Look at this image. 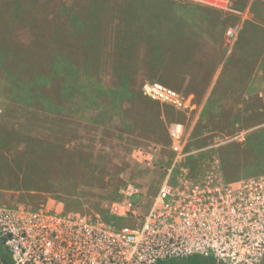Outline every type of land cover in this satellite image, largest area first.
I'll return each mask as SVG.
<instances>
[{
	"label": "rangeland",
	"instance_id": "1",
	"mask_svg": "<svg viewBox=\"0 0 264 264\" xmlns=\"http://www.w3.org/2000/svg\"><path fill=\"white\" fill-rule=\"evenodd\" d=\"M12 12L21 18L0 11V206L112 220V192L134 183L143 215L174 163L175 124L184 128L182 169L227 180L264 175V0H235L230 11L183 0H20ZM218 19L225 38L239 28L222 52L229 96L185 111L145 96L147 82L179 91L184 73L196 86L214 54L188 50L183 39L215 35ZM154 53L165 66L150 67ZM57 58L69 64L65 80L51 72ZM136 150L152 161H139Z\"/></svg>",
	"mask_w": 264,
	"mask_h": 264
},
{
	"label": "built area",
	"instance_id": "2",
	"mask_svg": "<svg viewBox=\"0 0 264 264\" xmlns=\"http://www.w3.org/2000/svg\"><path fill=\"white\" fill-rule=\"evenodd\" d=\"M183 1L230 11L235 0ZM238 31L226 32L230 48ZM143 92L178 110L193 108L191 95L160 82H147ZM169 134L175 160L143 215L138 213L143 193L134 183L120 189L110 221L58 209L0 206V243L12 264H159L191 257L263 264L264 175L237 180L215 170L193 175L181 167L183 125H172ZM134 155L148 164L153 159L146 150ZM129 219L135 224H117Z\"/></svg>",
	"mask_w": 264,
	"mask_h": 264
},
{
	"label": "crops",
	"instance_id": "3",
	"mask_svg": "<svg viewBox=\"0 0 264 264\" xmlns=\"http://www.w3.org/2000/svg\"><path fill=\"white\" fill-rule=\"evenodd\" d=\"M218 20L217 22H211L216 32L215 35L208 36L207 33H205V35L201 37L197 36L196 38H191V36H187L185 40L183 39L188 50H195L201 55L207 53V51L214 54V61L202 65L203 69L198 81H195V87H191L192 82L190 78L192 79V76L186 73L181 78L180 85L178 86L179 91L191 95L195 99L193 106L194 110H203L209 106L208 104L212 99H224L226 96H229L230 93V89L223 90L222 88V85L231 83V81L223 80L226 78H224L222 74L225 67V60L222 58V52L226 50V38L223 22L222 20ZM204 29H206V26H204ZM218 30L221 32V35H219ZM209 68L211 69L210 71L208 70Z\"/></svg>",
	"mask_w": 264,
	"mask_h": 264
},
{
	"label": "trees",
	"instance_id": "4",
	"mask_svg": "<svg viewBox=\"0 0 264 264\" xmlns=\"http://www.w3.org/2000/svg\"><path fill=\"white\" fill-rule=\"evenodd\" d=\"M39 2L40 0H34V2ZM17 2H20V0H0V7H1V12H2V17H4V15H6L7 16V14L9 13V14H12L13 12H12V6H14V4H16ZM16 10V9H15ZM20 14V13H19ZM19 14H17V16H16V14H12V19H17V18H21V16H19ZM10 17V18H11ZM96 19V18H95ZM96 21V23H95V26H96V24H97V19L95 20ZM6 27V26H5ZM6 29H7V27H6ZM80 32H82V33H84V25H83V23H82V26H81V31ZM98 32V29L96 28L95 29V31H94V34H96ZM75 35H77L78 36V34H75ZM160 46L158 45V44H156L155 46H153V48H154V50H160V48H159ZM128 54L130 53L129 51L127 52ZM132 54H133V48H132ZM151 59H150V62H149V65H150V67L152 68V69H154L155 67H156V65H157V63L160 61L161 62V66H165L166 65V63H165V60H166V56L164 55H157L156 53H154L153 54V56L152 57H150ZM55 61L52 63V68H51V72H53V74L56 76V77H59V79L60 80H65L66 79V77L64 76V74H67L68 72H69V70H70V68H69V64H68V62L66 61V64H65V68L66 69H63V68H61L60 67V65H59V63H60V61H59V59L57 58V60L56 59H54ZM59 61V62H58ZM165 63V64H164ZM132 66L133 67H135V61H134V59H133V56H132ZM176 73H179L177 70H176ZM134 75H137L136 74V72H134L133 70H132V77L134 76ZM178 75H180V74H178ZM184 76L185 75V73L184 74H181L180 76ZM154 78V77H153ZM155 79V78H154ZM27 86H26V88H27V91L30 93L31 91H32V89L30 90L29 89V87L30 88H32L31 87V85L29 86V84H26ZM165 85V84H164ZM62 87V86H61ZM64 91H65V89H64ZM60 97H62L61 95H59V100H62L63 99V97L60 99ZM140 97V96H139ZM142 100H145V99H143V98H141ZM147 105H152V104H150L148 101H147ZM155 107H156V109L158 110V111H160V114H159V118H161L162 117V109H161V106H159V105H154ZM57 110H59V111H62L61 109H62V106L61 105H58L57 107ZM56 115H58L56 118V121H58V122H60L61 124H63L62 122H63V119L65 118V116L63 115V114H61V112H58V113H56ZM63 149H65L64 147H63ZM80 157L79 158H81V157H83L82 155H79ZM118 193L119 192H117V190H115L114 189V191L112 192V194L114 195L113 196V199L114 198H117L118 197ZM107 221H110V220H107ZM0 256L2 257V259H3V261H4V264H12V261H11V259H10V257H9V254H8V252L3 248V245L0 243ZM159 264H218V263H216L214 260H212V259H205V258H201V257H191V258H188V259H183V260H172V261H166V262H162V263H159Z\"/></svg>",
	"mask_w": 264,
	"mask_h": 264
}]
</instances>
